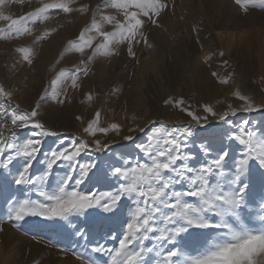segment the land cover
<instances>
[{"label":"snow or ice","instance_id":"1","mask_svg":"<svg viewBox=\"0 0 264 264\" xmlns=\"http://www.w3.org/2000/svg\"><path fill=\"white\" fill-rule=\"evenodd\" d=\"M12 2L0 0V9ZM74 3L41 0L39 7L16 18L0 11V21L5 22L0 39L23 45L33 37L30 25L47 19L50 10L89 11L88 5L74 8ZM233 3L245 14L250 8L264 10V0ZM103 8L114 12L97 6L91 22L69 41V50L80 54L79 64L59 71L52 85L60 80L70 85L63 88V99L54 87L52 101L64 103L69 89L80 87L79 77L88 75L97 57L119 55L120 48L135 57L134 46L147 43L144 29L149 23L159 26L157 18L168 3L103 0ZM49 34L44 31L34 40H44ZM15 52L23 62L33 64L32 48L17 46ZM212 59V54H206L202 63L211 67ZM211 76L221 85L229 83V78H220L217 72ZM13 96V91L0 86V120L11 121V127L0 123V192L8 193L7 216L0 217V231L5 223L22 227L33 218L71 224L73 219L99 214L105 219L122 217L120 232L104 231L93 243L87 230L74 227L73 234L91 244L84 253L73 251L80 264H97L96 254L105 258L103 264H264V131L249 130L251 122L242 119L237 132L232 120L238 113L264 109V99L257 103L252 95L237 90L232 96L238 106L227 103L218 110L209 103L193 105L168 96L163 104L178 109L183 119L169 124L149 117L142 125L128 126L127 134L118 122L105 126L96 112L86 124L81 122L83 138L74 136L67 145L61 142L43 152L41 159L44 138L62 136L40 119L41 102L48 97L41 95L35 107L21 110L18 104L12 106ZM211 121L219 133L202 135ZM17 130H24L25 135ZM137 133L144 138L138 139ZM110 134L133 141L134 153L98 155L112 152ZM104 161L108 163L101 167ZM57 170L63 175H57ZM98 174L110 190L98 193L86 187Z\"/></svg>","mask_w":264,"mask_h":264},{"label":"rangeland","instance_id":"2","mask_svg":"<svg viewBox=\"0 0 264 264\" xmlns=\"http://www.w3.org/2000/svg\"><path fill=\"white\" fill-rule=\"evenodd\" d=\"M166 2L167 10L157 18L159 26L149 23L144 29L147 43L142 41L134 46L135 57L128 56L126 48H120V54L113 57H97L88 75L79 77L80 87L69 89L62 104L51 100L53 89L60 91L63 99L62 90L70 81L65 84L60 80L56 86L52 81L57 79L60 70L74 69L80 56L69 50V41H74L85 24L91 22L92 11L97 6L105 12L114 10L104 9L103 0H75L74 8L88 5L89 11L66 14L50 10L47 19L30 25L33 37L24 40L23 45L0 39V86L14 92L12 106L18 104L21 110H30L40 101L41 95H46L48 98L41 102L40 119L46 127L62 133L59 138H44L41 159L43 152L59 147L61 142L67 145L74 136L83 138L81 122L86 124L96 112L101 113L105 126L118 122L127 134L128 126L142 125L149 117L163 119L169 124L183 119L178 109L163 104L168 96L184 98L193 105L197 101L209 103L218 110L227 103L238 106L239 102L232 96L237 90L252 95L257 103L264 99V10L250 8L245 14L233 0ZM40 3L41 0H14L0 11L16 18L33 11ZM4 26L5 22L0 21V27ZM44 31H49V36L35 41L34 36ZM243 31L246 33L242 36ZM230 34L233 37L228 38ZM17 46L33 49V64L22 61L15 52ZM221 52L223 56L219 55ZM206 54L213 55L208 62L211 67L202 63ZM211 72L219 73L220 78H229V83L221 85ZM88 95L92 96L91 100L86 98ZM217 101H224V104ZM133 116L137 118L135 121ZM242 119L251 122L249 130L258 134L264 131V109L233 117V128L237 132ZM215 125L216 122L211 121L201 134L219 133ZM19 131L21 136L25 135L24 130ZM134 136L144 138L143 133ZM109 143L112 152L98 155L134 153L133 141L110 134ZM107 163L104 161L101 167ZM39 167L35 165V169ZM56 174L63 175V172L57 170ZM86 187L98 193L110 190V184L101 174L88 181ZM7 197L6 190L0 192V217L5 219ZM121 218L105 219L93 214L73 219L71 224L38 218L29 219L22 227L5 223L0 231V264H80L73 251L84 253L91 244L86 245L83 239L76 237L73 228L87 230L95 243L99 235L109 229L119 234ZM108 246L113 245L109 242ZM96 256L97 264H103L105 258L100 254Z\"/></svg>","mask_w":264,"mask_h":264},{"label":"built area","instance_id":"3","mask_svg":"<svg viewBox=\"0 0 264 264\" xmlns=\"http://www.w3.org/2000/svg\"><path fill=\"white\" fill-rule=\"evenodd\" d=\"M4 122H7L9 127H11V121L10 119H7V120H0V123H4ZM18 132H20L19 130H17Z\"/></svg>","mask_w":264,"mask_h":264},{"label":"bare ground","instance_id":"4","mask_svg":"<svg viewBox=\"0 0 264 264\" xmlns=\"http://www.w3.org/2000/svg\"><path fill=\"white\" fill-rule=\"evenodd\" d=\"M245 33H246V32L243 31V32L241 33V35L243 36ZM231 37H233V36L230 34V37H228V38H231ZM113 68H114V67H113ZM108 85H109V84H108Z\"/></svg>","mask_w":264,"mask_h":264}]
</instances>
